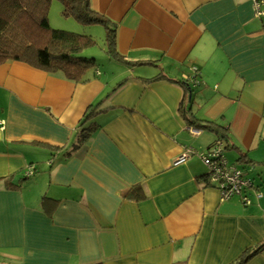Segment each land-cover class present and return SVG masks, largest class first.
I'll return each instance as SVG.
<instances>
[{"label":"crops","instance_id":"obj_1","mask_svg":"<svg viewBox=\"0 0 264 264\" xmlns=\"http://www.w3.org/2000/svg\"><path fill=\"white\" fill-rule=\"evenodd\" d=\"M89 5L115 27L107 64L77 80L0 64V264H237L260 246L243 264H264L253 0ZM220 136L249 205L208 183L201 155Z\"/></svg>","mask_w":264,"mask_h":264},{"label":"trees","instance_id":"obj_2","mask_svg":"<svg viewBox=\"0 0 264 264\" xmlns=\"http://www.w3.org/2000/svg\"><path fill=\"white\" fill-rule=\"evenodd\" d=\"M52 1L0 0V64L7 61L23 63L77 80L86 69L95 66L94 59L78 56L95 42L90 36L51 29L47 13ZM57 1L62 5L63 16L72 17L83 25H102L106 30V50L109 54H115V27L90 8L89 0ZM199 128L211 129V126ZM217 139L224 140V137ZM260 250L261 246L237 264L245 263Z\"/></svg>","mask_w":264,"mask_h":264},{"label":"built area","instance_id":"obj_3","mask_svg":"<svg viewBox=\"0 0 264 264\" xmlns=\"http://www.w3.org/2000/svg\"><path fill=\"white\" fill-rule=\"evenodd\" d=\"M255 15L264 18V0H253ZM224 144L217 139L208 149L207 153L201 155V160L208 171V183L213 185L220 193L221 200H229L238 197L244 206L250 204L248 190L255 191L252 182L245 178L243 174L233 166H228L224 156ZM191 154L190 150H185L180 156V161ZM33 174V169L29 168L26 176Z\"/></svg>","mask_w":264,"mask_h":264},{"label":"rangeland","instance_id":"obj_4","mask_svg":"<svg viewBox=\"0 0 264 264\" xmlns=\"http://www.w3.org/2000/svg\"><path fill=\"white\" fill-rule=\"evenodd\" d=\"M62 10L63 8L59 1L53 0L50 3L47 13L49 27L58 31L90 36L95 42V45L85 49L78 56L80 58L95 59L98 66H100V64H107L105 62L106 41L103 27L100 25L80 24L72 17L63 16Z\"/></svg>","mask_w":264,"mask_h":264}]
</instances>
